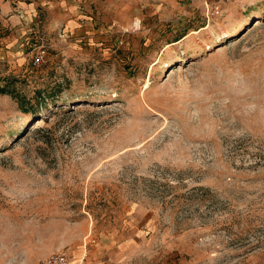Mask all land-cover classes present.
<instances>
[{
  "label": "rangeland",
  "instance_id": "rangeland-1",
  "mask_svg": "<svg viewBox=\"0 0 264 264\" xmlns=\"http://www.w3.org/2000/svg\"><path fill=\"white\" fill-rule=\"evenodd\" d=\"M213 1L0 0V264H264V0Z\"/></svg>",
  "mask_w": 264,
  "mask_h": 264
},
{
  "label": "built area",
  "instance_id": "built-area-1",
  "mask_svg": "<svg viewBox=\"0 0 264 264\" xmlns=\"http://www.w3.org/2000/svg\"><path fill=\"white\" fill-rule=\"evenodd\" d=\"M228 0H214L211 4V13L218 14L221 11V3ZM46 50L44 47L32 50L30 62L32 66H39L45 61ZM44 264H69V259L64 253H56L50 256Z\"/></svg>",
  "mask_w": 264,
  "mask_h": 264
},
{
  "label": "trees",
  "instance_id": "trees-1",
  "mask_svg": "<svg viewBox=\"0 0 264 264\" xmlns=\"http://www.w3.org/2000/svg\"><path fill=\"white\" fill-rule=\"evenodd\" d=\"M0 92H1V93H6L7 91H6L5 88H3V87L1 88V87H0Z\"/></svg>",
  "mask_w": 264,
  "mask_h": 264
},
{
  "label": "crops",
  "instance_id": "crops-1",
  "mask_svg": "<svg viewBox=\"0 0 264 264\" xmlns=\"http://www.w3.org/2000/svg\"><path fill=\"white\" fill-rule=\"evenodd\" d=\"M32 8H33V5H31L30 7H27V6H26V10H27V11L32 10Z\"/></svg>",
  "mask_w": 264,
  "mask_h": 264
},
{
  "label": "bare ground",
  "instance_id": "bare-ground-1",
  "mask_svg": "<svg viewBox=\"0 0 264 264\" xmlns=\"http://www.w3.org/2000/svg\"><path fill=\"white\" fill-rule=\"evenodd\" d=\"M40 123H42V121L38 122V123H37V126H38V124H40Z\"/></svg>",
  "mask_w": 264,
  "mask_h": 264
}]
</instances>
